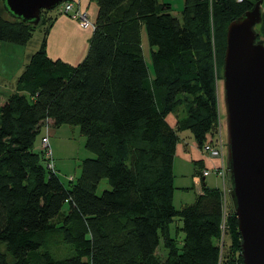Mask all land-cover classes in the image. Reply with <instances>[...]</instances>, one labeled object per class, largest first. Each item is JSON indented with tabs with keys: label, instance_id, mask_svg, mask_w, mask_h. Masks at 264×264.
<instances>
[{
	"label": "trees",
	"instance_id": "1",
	"mask_svg": "<svg viewBox=\"0 0 264 264\" xmlns=\"http://www.w3.org/2000/svg\"><path fill=\"white\" fill-rule=\"evenodd\" d=\"M259 1L185 0L177 18L159 0H92L98 15L77 66L48 56L56 16L42 11L38 27L52 22L42 46L0 106V264H244L231 196L228 205L226 192L207 186L198 161L202 192L177 209L174 164L182 132L200 149L214 146L227 29ZM38 27L11 17L0 0V42L26 46ZM50 125L79 127L95 155L70 188L49 167L47 135L35 150ZM104 179L111 189L98 196ZM64 245L72 254L62 258Z\"/></svg>",
	"mask_w": 264,
	"mask_h": 264
},
{
	"label": "water",
	"instance_id": "2",
	"mask_svg": "<svg viewBox=\"0 0 264 264\" xmlns=\"http://www.w3.org/2000/svg\"><path fill=\"white\" fill-rule=\"evenodd\" d=\"M11 17L38 27L42 11L68 0H1ZM262 2L231 22L223 68L230 196L244 264H264V41Z\"/></svg>",
	"mask_w": 264,
	"mask_h": 264
},
{
	"label": "rangeland",
	"instance_id": "3",
	"mask_svg": "<svg viewBox=\"0 0 264 264\" xmlns=\"http://www.w3.org/2000/svg\"><path fill=\"white\" fill-rule=\"evenodd\" d=\"M73 1V0H72ZM160 2L169 3L172 5V15L174 17L180 18V12L183 9L185 0H159ZM74 2V1H73ZM77 8V6H76ZM78 9V8H77ZM82 11V10H81ZM86 14V17L89 19V15ZM264 12V4L262 6V13ZM60 13V14H59ZM52 10L49 11L48 17L53 19L56 15H63L70 17L68 15L62 14L61 11ZM49 18V19H50ZM71 18V17H70ZM51 19L47 20L44 25L37 28L32 39L28 42L26 47L17 46L13 44L0 42V106L5 104L8 97L16 91L18 77L23 72L25 66L29 63L33 54H35L42 46L43 38L47 32L48 27L51 25ZM74 19V18H72ZM79 26L82 29H91L93 27L92 23H89L88 27L82 25V22L78 19ZM145 33V31H144ZM143 48L145 56L149 60V43L147 40L146 34H144ZM36 44H40L38 49H36ZM37 50V51H36ZM221 79L217 83V96H218V106H219V121H218V130L217 136L215 137L214 146L210 147L218 149L221 151L223 160H213L211 158V151L207 148L200 149L195 142L193 135L186 131L179 134L180 141L178 145V150L175 158V199L174 205L177 209L182 208L183 204H192L195 202L196 197L202 192V184L196 183L195 178L198 179L200 176L195 175V162L200 159L205 161L204 168L211 171V174L205 179V183L208 187L211 188H220L222 191L226 189L227 191V204L230 202V182L228 179V172L226 169V156H227V131H226V111L224 104V85H223V69L220 70ZM175 115H170L168 118L169 122H176ZM47 135L49 138V149L51 148L52 152V164L58 172L62 182L67 188L71 187V183L75 184L82 174V164L85 160L94 158L91 152H89L86 147V139L81 134L80 128L77 126L64 125L59 128H55L50 125L48 128L43 127L42 133L37 137L35 150L40 151L42 137ZM208 145V144H207ZM207 157V158H206ZM212 159V160H211ZM224 161V162H223ZM223 164L226 169V176L222 177V174L215 170L219 165ZM217 166V167H214ZM201 166V165H199ZM203 168V169H204ZM201 171V169H200ZM203 171V170H202ZM201 171V173H202ZM73 180V182H71ZM181 186V187H180ZM180 187V189H179ZM111 186L108 183V180L104 179L101 181L97 188V195L101 196L104 191L110 190ZM226 203V199H225ZM69 205L67 204L63 213L68 212ZM182 222L179 219H176L171 226L172 236H178V240L183 239V234H177V228L182 227ZM229 245V238L226 237L224 242ZM226 245V246H227ZM223 248V247H221ZM63 250L61 251L62 258L70 256L72 250L69 246L64 245ZM158 253L162 257L167 256L166 250L163 248V243H161L158 248Z\"/></svg>",
	"mask_w": 264,
	"mask_h": 264
},
{
	"label": "crops",
	"instance_id": "4",
	"mask_svg": "<svg viewBox=\"0 0 264 264\" xmlns=\"http://www.w3.org/2000/svg\"><path fill=\"white\" fill-rule=\"evenodd\" d=\"M73 1L77 6V8H79L82 11H85L89 15L90 22L92 23L93 27L91 29H82L79 26L78 21L67 16L56 15V18L53 21V26L49 31L47 54L52 59H61L63 62L69 65L77 66L84 61V59L88 54L90 47V40L93 36L94 25L98 15V7L94 2H92V0H73ZM144 34H146V32L144 33L143 31L142 46L145 38ZM39 45L40 44H36V49L40 47ZM145 58L148 62V58L146 56ZM48 123L52 124V121H49ZM169 124L172 127L176 126V122H169ZM199 161L200 162L203 161L205 165L204 160L200 159ZM217 166L214 165V167ZM174 170H175V166H174Z\"/></svg>",
	"mask_w": 264,
	"mask_h": 264
},
{
	"label": "built area",
	"instance_id": "5",
	"mask_svg": "<svg viewBox=\"0 0 264 264\" xmlns=\"http://www.w3.org/2000/svg\"><path fill=\"white\" fill-rule=\"evenodd\" d=\"M238 2H243L244 0H237ZM58 10L61 11L62 14H65V15H68L70 16L71 18H74V19H78L79 21L82 22V25L85 26V27H88L89 26V19L86 17V14L83 13L79 8L77 9L76 8V5L73 1H67L66 3H64L63 5H61L60 7H58ZM50 145H49V138L48 137H45L42 141V148L43 149H47L49 152H48V157L51 158V151L49 149ZM205 148L209 149L211 151V158L212 159H216V160H223V156H222V153L221 151H219L218 149H215L210 147V145H207ZM224 162V161H223ZM50 168L53 169L54 165L51 164L49 165ZM227 169V167H226ZM226 169L225 167L223 166V164L219 165L218 168H216L215 170H213L212 172L214 173L217 172V171H223V172H219L222 174V177L221 178H224L226 176ZM211 174V171L209 170H205L203 172V177H208L209 175ZM197 182H199V179H196ZM224 192H226L227 194V191L226 189L223 190Z\"/></svg>",
	"mask_w": 264,
	"mask_h": 264
}]
</instances>
